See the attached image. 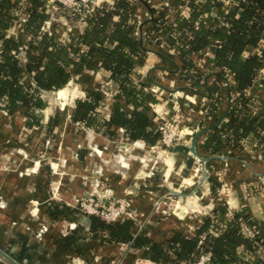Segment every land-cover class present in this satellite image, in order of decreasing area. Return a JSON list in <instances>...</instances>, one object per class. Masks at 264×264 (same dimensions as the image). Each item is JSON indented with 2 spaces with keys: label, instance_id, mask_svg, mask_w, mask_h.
I'll return each instance as SVG.
<instances>
[{
  "label": "crops",
  "instance_id": "obj_1",
  "mask_svg": "<svg viewBox=\"0 0 264 264\" xmlns=\"http://www.w3.org/2000/svg\"><path fill=\"white\" fill-rule=\"evenodd\" d=\"M115 1L93 0L92 4ZM132 1L145 40L152 19L149 7L164 11L168 2ZM7 2L18 5L20 19L6 36L27 48L30 37L23 29L27 0ZM183 11L189 14L188 7ZM64 13L45 0L44 26L55 27L59 40L67 44L84 31L86 16L79 13L78 19L71 20ZM167 13L171 22L179 16L178 10ZM207 19L212 21V14ZM145 46L146 59L136 68L134 80L147 93L151 124L162 116L181 120L180 140L168 150L141 139L130 141L125 128L110 120L116 101L129 114L135 108L99 66L87 69L75 62L65 87L42 93L46 106L36 111L38 123L28 118L27 108L19 103L0 108V264H176L170 249L175 235L194 236L201 216L210 214L221 200L228 205V221L233 212L246 210L245 231L259 237L264 252V144L255 146L245 140L241 149L228 145L213 153L206 142L231 108L233 74L220 76L211 51L204 47L193 55L202 79L184 80L174 48L146 42ZM21 57L27 60L25 50ZM262 68L248 91L256 111L264 107V64ZM213 83L219 90L210 97ZM92 93L103 96L95 113L98 128L72 119L77 100L89 99ZM215 98L219 102L212 110ZM212 181L219 184L217 199ZM92 191L106 200L130 201L134 238L143 235L160 245L159 261L152 259L155 254L147 246L110 241L105 232L91 231L89 215L77 208Z\"/></svg>",
  "mask_w": 264,
  "mask_h": 264
},
{
  "label": "trees",
  "instance_id": "obj_2",
  "mask_svg": "<svg viewBox=\"0 0 264 264\" xmlns=\"http://www.w3.org/2000/svg\"><path fill=\"white\" fill-rule=\"evenodd\" d=\"M148 2L149 0H142ZM164 11L150 6L152 19L140 36L138 16L132 0H116L113 5L97 6L85 17L86 27L79 37L63 43L52 29H44L42 7L45 0H27L24 8L23 29L30 37L25 48L19 41L6 36L19 19L18 5L0 0V108H10L19 103L27 108L28 118L38 123L36 114L46 106L44 91L65 87L70 81L75 62L87 69L100 67L109 72V81L125 101L135 110L129 114L119 101L114 102L110 120L125 128L130 141L144 140L149 145L158 144L161 134L158 123L152 126L147 115V93L143 85L134 80L136 68L146 59L148 44H165L177 51L183 65V79L200 82L202 76L195 67L193 55L208 47L220 76L233 74L231 91L234 95L226 120L208 133L206 142L213 153L228 145L242 148L244 141L253 145L264 143V107L254 108V98L248 95L264 64L261 43L264 39V0H167ZM188 7L189 14L183 9ZM178 10L174 22L167 11ZM64 15L71 20L80 17L69 9ZM212 14V21L207 19ZM26 51L27 60L21 54ZM260 51V53L258 52ZM193 70V72H191ZM219 90L213 83L210 97ZM103 96L92 93L89 99H79L73 111L74 121L98 128L96 110ZM219 102L214 99L212 110ZM142 107L141 110H138ZM212 110L209 112L211 113ZM34 123L28 122L29 126ZM219 184L212 181V194L217 199ZM229 209L221 200L210 214L201 216L194 236L178 233L170 249L174 262L194 263L202 251L211 255L210 264H264L258 236H249L244 228L248 214L245 209L233 212L228 221ZM90 229L93 233L105 232L116 242H133L136 247L147 246L154 252L153 260L163 254L160 245L143 235L134 238L133 220L108 222L91 214Z\"/></svg>",
  "mask_w": 264,
  "mask_h": 264
},
{
  "label": "built area",
  "instance_id": "obj_3",
  "mask_svg": "<svg viewBox=\"0 0 264 264\" xmlns=\"http://www.w3.org/2000/svg\"><path fill=\"white\" fill-rule=\"evenodd\" d=\"M57 10L59 8L69 9L74 13H80L83 17L94 10L93 0H49ZM46 24V23H45ZM47 23L45 30L52 34V29ZM55 33V32H54ZM261 53H264V39L261 43ZM263 69V68H262ZM178 117H161L158 122V131L161 134L158 146L163 150H168L178 144L180 140V122ZM86 213L98 215L108 222H114L134 218L130 201L127 198H117L106 200L103 195L92 191L89 195L80 200ZM211 255L208 251H202L194 263L181 264H210Z\"/></svg>",
  "mask_w": 264,
  "mask_h": 264
},
{
  "label": "rangeland",
  "instance_id": "obj_4",
  "mask_svg": "<svg viewBox=\"0 0 264 264\" xmlns=\"http://www.w3.org/2000/svg\"><path fill=\"white\" fill-rule=\"evenodd\" d=\"M77 209H78V212H79V213H82V214H84V215H91V214L86 213L85 210H84V208H83L82 206H80V205H79V207H78ZM44 227H45V226L42 224V225H41V229H43Z\"/></svg>",
  "mask_w": 264,
  "mask_h": 264
}]
</instances>
